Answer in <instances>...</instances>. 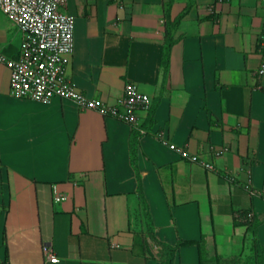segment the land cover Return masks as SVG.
Masks as SVG:
<instances>
[{"label":"crops","instance_id":"1","mask_svg":"<svg viewBox=\"0 0 264 264\" xmlns=\"http://www.w3.org/2000/svg\"><path fill=\"white\" fill-rule=\"evenodd\" d=\"M65 10L76 86L115 104L132 81L152 106L141 132L71 99L17 97L0 62V264H162L181 241L174 264H264V197L247 187L264 186V0H68ZM3 15L0 53L18 58L22 30ZM55 184L66 200H54Z\"/></svg>","mask_w":264,"mask_h":264},{"label":"built area","instance_id":"2","mask_svg":"<svg viewBox=\"0 0 264 264\" xmlns=\"http://www.w3.org/2000/svg\"><path fill=\"white\" fill-rule=\"evenodd\" d=\"M68 0H0L1 10L15 21L23 33L21 53L18 58H9L0 53V62L11 71V92L21 98L51 103L54 98L74 100L81 107L93 109L106 116L118 118L141 132V114L151 109L149 94L143 92L135 82H128L125 92L117 103L109 104L102 99L92 98L81 91L69 77L68 67L71 55L75 51L76 18L65 10ZM264 45V29L262 32ZM264 74V60L259 68ZM158 138L183 158L203 163L208 169L214 165L204 161L198 154L192 153L187 146L170 143L163 135ZM221 151H217L220 154ZM254 196L264 197V186L260 188L247 185ZM54 200L68 198L55 184ZM250 217L253 214L249 215ZM44 253L49 260L60 259L48 246Z\"/></svg>","mask_w":264,"mask_h":264},{"label":"trees","instance_id":"3","mask_svg":"<svg viewBox=\"0 0 264 264\" xmlns=\"http://www.w3.org/2000/svg\"><path fill=\"white\" fill-rule=\"evenodd\" d=\"M166 38L167 39H166V46H165V53H164V60H163L165 68L168 67L169 56H170V53H171L172 45L174 43L173 40L171 38H169L168 34H167ZM249 218L252 219V217H250V216H249ZM186 243H188V242L181 241L176 246L167 245L166 246L165 259H164L162 264H174V257L176 255L177 249L181 245H184ZM201 262H202V264H209V263H206L203 260V257L201 258ZM210 264H213V263H210Z\"/></svg>","mask_w":264,"mask_h":264},{"label":"rangeland","instance_id":"4","mask_svg":"<svg viewBox=\"0 0 264 264\" xmlns=\"http://www.w3.org/2000/svg\"><path fill=\"white\" fill-rule=\"evenodd\" d=\"M3 13H4V12H3V11L1 10V8H0V16H4Z\"/></svg>","mask_w":264,"mask_h":264}]
</instances>
